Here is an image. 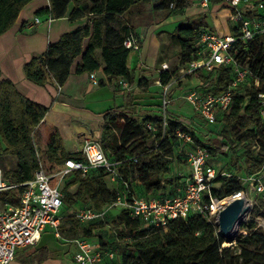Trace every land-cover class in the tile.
<instances>
[{"label":"trees","instance_id":"16d2710c","mask_svg":"<svg viewBox=\"0 0 264 264\" xmlns=\"http://www.w3.org/2000/svg\"><path fill=\"white\" fill-rule=\"evenodd\" d=\"M32 1L34 0H0V37L14 27L21 11ZM224 1L211 0L210 4ZM262 1L264 0L258 3L256 1L252 8L244 7L243 14L246 17L263 18L264 9L257 6ZM51 2L52 8L40 9L37 15H49L53 19L68 17L71 21L85 18L87 24L63 34L59 41L48 47L44 56L28 61L25 65L28 80L45 86L48 76H51L58 85L63 86L75 61L82 56L83 62L76 72L82 74L103 70L107 81L101 80L100 86L126 80L130 88L137 83L143 89L149 85L150 80L140 77L136 81L135 74L128 66L129 57L135 51L124 44L131 34L137 35L133 22L135 11L138 10V16H141V7L151 5L152 11L171 15L188 4V0ZM126 14H129V19L125 18ZM204 30H212L204 18L190 21L176 29L180 45V68L199 58L200 33ZM233 34L238 36L237 27L233 28ZM86 40L89 43L84 51ZM230 53L242 68L249 70L246 81L251 79L253 86L245 95L237 93L230 112L220 116L218 123L222 124L221 141L206 144L197 140L195 128L185 125L181 119L170 114L165 132L161 127L156 132L150 131L147 128L148 123L157 126L162 124L160 110L157 114L142 116L136 114L137 107L132 102L130 105L107 111L100 142L113 159L123 162L118 168L120 185L115 189L110 188L105 180L109 174L104 169L92 170L86 177L75 173L74 180L69 185H78V188L72 194H65L62 209L63 237L91 239L93 231L82 226L107 221L81 223L74 212L68 214L77 205L101 210L114 202L119 195L147 198L149 194L161 192L163 196H175L176 192L172 191V187L185 188V177L183 180L182 177L174 180L168 176L172 162L179 152L176 135L178 130L191 134L195 143L207 149L213 159L226 156L229 152L236 153L243 146L245 152L237 159L241 160L245 156L251 158L253 163L249 174H256L263 169L264 122L260 115L262 99L259 95L264 94V37L257 35L246 42L238 40ZM180 68L161 72V85L168 84ZM195 73L199 74L198 77L203 82L199 90L206 94L226 91L236 77L232 66ZM48 112L47 106L23 95L11 80L0 79V152L18 158L17 167L4 173L11 183L20 184L32 180L41 164L49 173H54L66 160L82 158V152L66 151L57 125L45 123ZM236 167L237 174L228 173L229 176L215 179L214 182L219 188L215 187L213 193L218 199L244 191V170L238 162ZM136 178L139 187H133L132 182ZM167 187L171 188L168 193L165 192ZM0 198L18 203L15 191L1 193ZM253 215L264 217V196L259 198ZM213 221L199 214H191L186 220H170L166 228H157L120 211L116 220L118 239L122 241L125 249L121 261L115 263L114 260L110 264H264V233L257 228L256 221L249 223L245 227L248 231L238 236L236 243L228 247H224L227 240ZM126 237H131V241L126 242Z\"/></svg>","mask_w":264,"mask_h":264},{"label":"built area","instance_id":"2783aa9c","mask_svg":"<svg viewBox=\"0 0 264 264\" xmlns=\"http://www.w3.org/2000/svg\"><path fill=\"white\" fill-rule=\"evenodd\" d=\"M207 7L211 0H201ZM260 0H225V5L232 11L234 28H238V36L234 34L221 35L212 30H204L200 33L199 58L191 61L178 71L179 77L186 76L197 71H214L222 66H232L236 77L229 88L219 94L204 93L199 89L190 90L183 98L194 112L207 125L218 123L220 116L230 112L235 96L240 87L245 84L249 70L242 68L231 55L233 45L238 41H250L257 35L264 37V17H246L243 14L244 7L252 8L254 3ZM264 9V1L258 5ZM174 7V5H172ZM53 18L50 17L49 21ZM40 19H36L39 23ZM125 46L135 52L142 48L140 35L131 34L125 40ZM169 70L167 64H163L160 73ZM93 83L99 85L95 73L90 75ZM179 78L174 76L172 80L162 86V101L160 126L147 124L150 131L156 132L159 127L165 132L169 124V113L172 106L173 88ZM161 84V82L159 81ZM258 84V82H256ZM123 89H129V83L121 80ZM262 106L260 115L264 122V94H260ZM178 137V150L186 156L190 173L185 176V188L183 194L164 196L162 198H138L135 196L119 195L118 198L98 210L93 207L83 206L74 210L75 217L81 223L92 221H105L115 211H125L133 218H139L146 224L157 228H166L170 220H186L191 214H199L209 221L216 220L218 213L226 205L228 197L218 199L214 196V181L219 176H229L223 169H218L213 162L209 151L195 143L191 134L182 130L176 133ZM133 161L137 162L136 158ZM122 161L113 159L102 147L100 140L89 139L82 149L81 159H68L59 166L57 171L49 173L41 164L32 180L13 184L4 176L0 167V194L7 191H15L18 203L11 200L3 201L0 198V264H10L15 260L18 250L36 245L43 233L50 229L59 239L63 238L61 227L63 225L62 209L64 207L65 192L64 181L67 177L80 173L86 177L92 170L104 169L115 179H118V168ZM252 190L258 198L264 196V167L250 176ZM181 191V189H180ZM243 192V191H242ZM242 192L232 195L240 196ZM244 193V192H243ZM131 241V237L124 239ZM79 251L75 255V264H104L116 259L115 251L105 250L95 245L87 238L74 239Z\"/></svg>","mask_w":264,"mask_h":264},{"label":"crops","instance_id":"0c3cea01","mask_svg":"<svg viewBox=\"0 0 264 264\" xmlns=\"http://www.w3.org/2000/svg\"><path fill=\"white\" fill-rule=\"evenodd\" d=\"M195 1L188 0L187 6L171 15L152 11L148 5L141 7L143 11L141 16H138V10L135 11L133 22L136 26V33L142 38V48L139 52L130 55L128 66L131 72L135 74L136 81L140 77H146L150 80L156 76L158 78L154 84L158 87H156L157 89L163 91V87L159 83L161 68H157V66L161 65L162 67L163 64L169 66L171 57L177 59L178 68L181 66L180 45L177 40L176 29L190 21H198L201 18L206 19L211 29L213 26L218 27L216 23H211V17H214V9L213 11L210 10L209 14L198 7ZM44 8H52L51 0L32 1L21 11L14 27L0 37V70L2 74L0 79L11 80L23 95L49 108L45 123L59 127L64 147L68 153L82 152L87 140H100L102 138L105 113L111 109L130 105L132 102L137 107L136 114L139 113L144 116L159 112H146V109L138 104L137 83L126 90L121 87V80L100 86L93 83L90 77L91 73L78 74L76 70L83 62L82 56L75 61L71 74L63 86L58 85L51 76H48V82L45 86L36 85L28 80L25 74V65L28 61L35 57L44 56L48 47L59 41L63 34L77 30L87 24L85 18L71 21L68 17H64L49 21V15H37V12ZM201 14L203 15L201 16ZM37 18L40 19L39 23H36ZM125 18L129 19V14H126ZM218 31L222 34L225 33L222 28ZM169 41L172 42L171 47L176 45L170 53L171 48H166ZM88 43L89 40H86L84 51L87 49ZM169 71H171L170 66ZM92 73L96 74L99 82L101 80L107 81L103 70ZM150 83L151 81L149 85ZM178 93L179 90L176 92L173 88L172 103L174 106L171 107L170 112L177 110L175 107L177 103L184 100L183 95L177 97ZM118 102L121 104L117 105ZM17 164L18 158L16 156L4 155L0 152V167L4 173L15 169ZM189 173L188 166L187 171L184 170L180 176L182 180ZM134 183L139 187L137 178ZM74 186L78 188V185ZM172 191H175L176 195L183 194L184 188L180 191V188L172 187ZM157 194H149L147 198L164 197L161 192L159 194L162 195ZM79 207L81 205H77L75 209ZM71 240L74 239L66 237L59 239L53 231L47 229L36 245L18 250L15 260L10 264H75L74 258L79 249ZM89 240L105 250L113 251L109 239L104 241ZM104 264H110V262L106 261Z\"/></svg>","mask_w":264,"mask_h":264},{"label":"rangeland","instance_id":"374dc122","mask_svg":"<svg viewBox=\"0 0 264 264\" xmlns=\"http://www.w3.org/2000/svg\"><path fill=\"white\" fill-rule=\"evenodd\" d=\"M195 3L198 5V7H201L204 9V11L210 14V10L213 11L214 9V17H211L212 21L211 23H216L218 27L213 26L212 31L215 33H218L219 29L222 28L224 29V34L222 32H219L218 34L221 35H226V34H233V29L234 27L233 20H232V11L225 5V3H219V4H209L207 7H204L202 5L201 0H196ZM151 8V5H148ZM204 12V13H205ZM203 14H201L202 16ZM172 42L169 41L168 44H166V48H171L169 50V53L174 49L176 45H173L171 47ZM169 66L171 68V71H176L178 68V61L175 57H171L169 61ZM157 68H162L161 65H158ZM176 78H179L174 86V91L179 90V95H183V97L193 89H200L202 85L201 79L198 77L199 74L197 73H192L185 78L179 77V73L175 75ZM158 77L154 76L153 78L150 79L151 83L147 89L140 88L138 86V101L139 105L142 106V108L146 109V112L154 113L160 110L161 106V101H162V91L157 89L158 87L155 86L154 81ZM187 78V79H186ZM185 79V80H184ZM257 85V83H255ZM179 86V88H177ZM253 86V82L251 79L246 81L244 86L240 88V90L237 92L240 95H245L247 94L250 89ZM157 87V88H156ZM202 91V90H201ZM178 102V101H176ZM117 105H120L121 103L118 102L116 103ZM172 106L174 104L172 103ZM171 106V107H172ZM177 110H174V112H170L169 114L173 117H177L181 119V121L192 128H195V133L197 140H201L202 142L208 144L209 142H219L221 141V128L222 124L218 123L215 125H207L201 118H199L192 110H190L189 105L185 100H182V102H178L177 105L175 106ZM144 113V112H143ZM244 148L243 146L239 147L236 153L229 152L226 156L222 155L220 157H217L213 160L215 163L216 167L218 169H223L226 173L229 174H237V162L241 167L243 168L244 172L242 174L243 180H244V194L246 196V199L249 200L251 199L250 202V209L248 211V218L246 220H243L239 226L236 234L234 235L232 242H228L229 244L233 245L236 243L237 237L240 236L241 234L246 233L248 230L245 228L249 223L252 221H256L257 223V228H259L263 233H264V217L262 216H255L253 215L254 208L259 202V198L254 195L253 190H252V185L251 182L248 180L252 174H249V168L252 165L253 161L249 156H245L241 160H238L239 155L244 154ZM188 162L186 160V156L182 152H178L175 159L172 162L171 165V170L169 173V177H171L174 180H177L178 177H180L183 173L184 170L187 171L188 167ZM74 180V175H71L66 178L64 181L63 187H64V192L65 194H72L76 191L77 187L74 185H69L72 183ZM108 186L112 189H115L120 185V181L118 179H115L114 177L108 175L105 178ZM133 187H137V184L132 182ZM216 187L219 188V185H216ZM169 187L166 188L165 192L168 193ZM157 195H162V194H157ZM75 210V209H74ZM74 210H69L68 214L70 215ZM119 214V211L112 212L109 217L107 218V221L104 223H89V224H84L82 228H88L93 231V236L91 239L93 240H98V241H104L105 239H109L110 245H112L113 251L116 252V259L115 263L120 262L122 259V254L124 252V245L122 241L118 239L119 237V231L117 228V215ZM213 223L217 224V221L214 220Z\"/></svg>","mask_w":264,"mask_h":264},{"label":"water","instance_id":"95a60500","mask_svg":"<svg viewBox=\"0 0 264 264\" xmlns=\"http://www.w3.org/2000/svg\"><path fill=\"white\" fill-rule=\"evenodd\" d=\"M247 201L244 196H236L219 211L217 225L220 233L226 238V242H232L233 237L230 236V231L236 223L240 222L246 210Z\"/></svg>","mask_w":264,"mask_h":264},{"label":"bare ground","instance_id":"6f19581e","mask_svg":"<svg viewBox=\"0 0 264 264\" xmlns=\"http://www.w3.org/2000/svg\"><path fill=\"white\" fill-rule=\"evenodd\" d=\"M240 196H244V197H246L245 194H244L243 192L240 194ZM232 199H233V196L228 197V198L226 199L225 203L228 204ZM250 202H251V199H249V200L247 201V204H246V210H245V212H244V214H243V216H242L240 222L236 223V224L233 226L232 230L230 231V236L234 237V235L236 234V232H237V230H238V226H239V224H240L243 220H246V218H248V211H249V209H250ZM243 222H244V221H243ZM230 245H231V244H229L228 242H226V243L224 244V247H228V246H230Z\"/></svg>","mask_w":264,"mask_h":264}]
</instances>
